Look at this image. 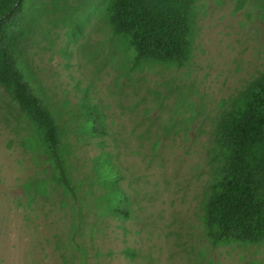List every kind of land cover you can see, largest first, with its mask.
Instances as JSON below:
<instances>
[{
    "label": "rangeland",
    "instance_id": "rangeland-1",
    "mask_svg": "<svg viewBox=\"0 0 264 264\" xmlns=\"http://www.w3.org/2000/svg\"><path fill=\"white\" fill-rule=\"evenodd\" d=\"M14 18L75 193L55 183L35 129L0 85V264H264V242L212 245L203 223L220 161L215 128L264 69V0H195L181 67H133L100 0H23ZM85 102L101 116L100 137L86 132ZM101 157L119 175L128 218L108 209Z\"/></svg>",
    "mask_w": 264,
    "mask_h": 264
},
{
    "label": "trees",
    "instance_id": "trees-1",
    "mask_svg": "<svg viewBox=\"0 0 264 264\" xmlns=\"http://www.w3.org/2000/svg\"><path fill=\"white\" fill-rule=\"evenodd\" d=\"M195 0H100L112 31L131 55L133 67L145 61L184 65L190 57ZM23 0H0V85L12 96L35 129L49 159L57 185L74 195L59 126L29 85L13 31ZM81 34L82 27L74 26ZM74 31L73 34L74 35ZM86 132L105 134L99 112L83 104ZM214 144L219 164L213 169L203 201L205 235L212 245L264 242V69L220 116ZM109 211L129 217L119 175L106 157L96 160Z\"/></svg>",
    "mask_w": 264,
    "mask_h": 264
}]
</instances>
